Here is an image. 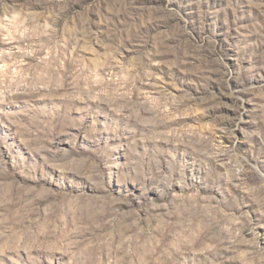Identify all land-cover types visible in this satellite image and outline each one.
<instances>
[{"label": "rangeland", "instance_id": "obj_1", "mask_svg": "<svg viewBox=\"0 0 264 264\" xmlns=\"http://www.w3.org/2000/svg\"><path fill=\"white\" fill-rule=\"evenodd\" d=\"M0 264H264V0H0Z\"/></svg>", "mask_w": 264, "mask_h": 264}]
</instances>
